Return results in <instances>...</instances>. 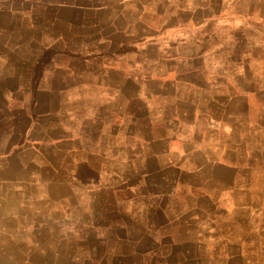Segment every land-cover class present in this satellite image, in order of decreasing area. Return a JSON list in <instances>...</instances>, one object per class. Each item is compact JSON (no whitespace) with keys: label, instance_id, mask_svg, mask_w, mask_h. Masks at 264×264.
Instances as JSON below:
<instances>
[{"label":"rangeland","instance_id":"rangeland-1","mask_svg":"<svg viewBox=\"0 0 264 264\" xmlns=\"http://www.w3.org/2000/svg\"><path fill=\"white\" fill-rule=\"evenodd\" d=\"M73 1L79 3L73 6L83 9H58V36L65 35L71 26L73 35L81 33L83 27L92 46L101 38L111 37L115 29L121 32L118 38L121 44L126 39L133 41L128 37L133 35L148 44L138 42L129 50L121 46L114 52L92 48L84 51L83 46L81 52L80 42L75 41L79 38H74L76 56L57 52L56 68L49 70L57 71L58 82L51 87L58 88V92L51 100H41L40 106L42 116L45 115L41 121H51L53 130L48 132V140L42 141L38 177L33 179L26 173L22 195L17 196L19 203L0 212V264H180L183 261L174 259L175 253L170 259L160 253H169L172 241L190 238L193 230L264 237V139L258 147L248 148L252 160L242 181L249 183L248 195L221 197L216 203L212 197L192 192L193 185L206 181L180 173L181 184L162 200L166 205L162 213L151 210L156 199L148 194L160 182L158 176L147 181L142 174L156 168L173 171L170 177H176L178 172L168 160L146 161V129L134 117L153 111V117L158 119L163 114L177 115L175 112L187 110V100L200 95L194 94L192 81L199 78L202 82V74H192L193 67L201 66L209 76L219 70L214 66L220 67L219 62L211 55L215 43L221 48L227 45L219 59L234 63L233 76L240 74L236 65L247 55L252 67L261 69L264 0H139L128 6L131 11L133 6L139 11H132L126 17L121 16L125 0H120L121 3L100 0L106 4L89 5L83 3L86 0ZM102 6L106 9L102 10ZM87 8L93 10L86 15ZM98 12L109 14L98 17ZM247 26L251 30L247 31ZM242 31L244 36L239 35ZM61 43L58 40V49ZM148 47L149 52H145L144 48ZM180 62L184 63L183 68ZM69 67L88 83L78 90L83 99L64 97L63 90L68 87L64 72ZM113 78L120 80L124 92L118 101H113L96 85L99 79ZM48 87V83L41 85L47 90ZM251 103V123L264 125L260 113L264 101L253 99ZM81 110L83 115L87 114L86 132L82 131L81 121L71 131L65 123L67 116ZM191 127L196 129L181 130L180 136L188 139L208 134L202 119ZM169 132L170 129L155 126L149 133L154 141ZM246 135L240 125L235 126L237 139ZM157 146L153 145L152 150L162 149ZM199 159L186 164L189 169L203 167L201 175L207 177L212 166ZM229 185L225 182L218 187ZM167 188L171 190L170 185ZM180 220L185 224L179 223ZM165 221L167 227L163 225ZM194 222L197 226H193ZM154 253L158 255L154 257Z\"/></svg>","mask_w":264,"mask_h":264},{"label":"crops","instance_id":"crops-1","mask_svg":"<svg viewBox=\"0 0 264 264\" xmlns=\"http://www.w3.org/2000/svg\"><path fill=\"white\" fill-rule=\"evenodd\" d=\"M67 1L69 3H66ZM67 1L0 0V212L7 209L6 207L19 203L17 196L22 195L26 173L33 179L37 178L40 173L42 141L48 140V132L53 130L51 121L45 119L41 121V117L45 115L42 116L40 106L41 100H51L58 92V88L51 87V84L58 82L57 71L49 70L51 67L56 68L57 52L63 51L73 57L74 52H78L74 47V38H79L75 41L80 42L81 52L83 46L84 51L92 48L91 50L98 52L105 50L114 52L121 46L129 50L130 46H135L138 42L143 45L148 44L146 40L144 43L138 41L136 35L128 36L132 37L133 41L130 42L129 39H126L125 43L121 44V41L118 40L121 32L115 29L111 37L101 38L96 43H92V46L89 44L88 32L83 27H81V33L73 35L71 26L65 35L58 36V9H83L82 6L72 5L79 4L76 3L77 1ZM92 2L106 4L100 0L97 2L96 0L83 1L87 5ZM132 2L140 1H123L122 5L125 11L121 13V16L126 17L132 11H139L133 8L134 6L132 11L131 8H128ZM101 9L105 10L106 7L102 6ZM144 9L146 13V8ZM91 10L84 9V13L86 12L87 15ZM107 14L109 12H98V17H105ZM137 14L139 15V13ZM137 14L135 15L137 16ZM69 20L71 21V19ZM246 28L249 31L250 28L248 26ZM258 28L254 30L258 32ZM261 33L264 32L261 31ZM239 35L244 36L243 31ZM100 36L102 37L103 34L100 33ZM58 40L62 41L60 49H58ZM214 47L211 55L219 62L220 67L217 68V64L214 65L219 70H214L209 76L201 66L193 67L192 74H197V76L202 74V82L198 81L199 78L197 81L196 79L192 81L191 88L194 94L199 93L200 95L199 97L194 95L195 102L187 98V110L180 113L175 112L177 115L163 114L158 119L153 117V111L147 112L143 116L139 115L138 118L134 115L146 129L145 146L148 149L151 148V150L147 148L145 150L146 161L161 163L168 160L178 172L176 177H170L173 175L171 174L173 171L168 173L167 170L156 168V171H145V174H142L147 181L151 180L154 175H157L160 181L156 182L155 188L148 191V194L156 199L151 207L152 211L164 213L166 205L162 203V200L168 198L169 193L176 192V187L181 184L180 173L182 175L190 174L206 181L199 186L193 185L192 192L199 196L212 197L216 203L221 201V197H229L238 193L248 195L249 183L242 182L245 177L244 173L250 169L249 163L252 160L250 158L252 153L248 148L249 146L258 147L259 141L264 139V125H258V123L253 125L249 119L253 107L251 101L253 99L260 100L262 103L264 101V61L261 60V69L256 70L252 67V61L248 59V55L244 56L240 64L236 65L240 68V74L233 76L232 66L234 63L230 60L219 59L220 53L226 51L227 45L221 48L215 43ZM241 47L244 45L241 44ZM149 50L150 47L144 48L145 52H149ZM261 51H264L263 47ZM74 55L76 56V54ZM214 59H210L211 62H214ZM163 62L165 61L163 60ZM183 62H180V68H183ZM177 63L179 64V61ZM44 69H47V72ZM64 78L68 79V87L63 90L64 97L83 99V96L78 94L79 89L88 85L83 75H79L69 67L68 71L64 72ZM117 78L96 81L97 87L104 89L107 96L113 98V101L120 100L124 93L121 89V82ZM42 83L49 84L48 90L41 88ZM145 94L149 95L147 92ZM128 96L133 98L134 95ZM262 106L263 109L260 108V113L264 117V103ZM199 119L204 120L205 130L208 134L202 135L200 138H196V136L188 139L182 138L181 130L196 129L191 126L196 125ZM79 121L82 123V131L86 132L85 121L88 122V119L87 114L83 115L82 110L80 113L71 112L65 123L71 131H74V125ZM236 125H240L244 129L247 134L245 138L240 136V139H237L234 136ZM155 126H163L166 130L170 129V132L153 141L149 132ZM176 129L177 131H173ZM119 130L120 127L117 125V131ZM248 134H250L249 137ZM157 144V147L162 149L152 150V146L156 147ZM134 153L136 158L138 156L136 149ZM140 156H142V152ZM197 158L206 162L204 164L208 163L210 167L212 166L209 177L201 175L203 171L201 166H196L194 169L188 168L186 162L195 161ZM225 182H229L230 185L225 188L218 187L223 186ZM169 185L171 190L167 188ZM180 222L185 224L184 220H180ZM163 225L167 227L168 223L165 221ZM193 226H197L196 222L193 223ZM228 227L232 228V226ZM199 232L193 230L190 238L172 241L169 253L160 254L170 259L175 253L174 259L183 261L180 264H189V262L192 264H236V261H242L241 264H264V237L262 236L249 238L236 237L233 234L222 235L217 231ZM157 255L158 253H154L153 256ZM185 261L187 262L185 263Z\"/></svg>","mask_w":264,"mask_h":264}]
</instances>
